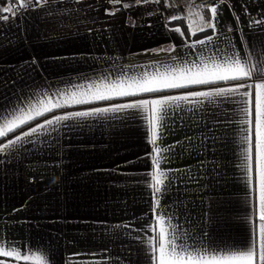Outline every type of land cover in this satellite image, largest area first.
<instances>
[{"label":"crops","instance_id":"0c3cea01","mask_svg":"<svg viewBox=\"0 0 264 264\" xmlns=\"http://www.w3.org/2000/svg\"><path fill=\"white\" fill-rule=\"evenodd\" d=\"M23 2L0 0L5 113L53 93L86 91L201 60L222 62L234 52L264 62V0H223L215 29L195 35L200 16L210 20L212 14L191 0H37L20 7ZM209 35L212 42L196 43ZM255 82L73 105L0 138V244L22 255L42 253L48 264H153L159 215L175 226L177 243L188 251L247 249L259 220L255 184H248L241 167L242 136L248 134L243 129L250 125L240 122L246 117L239 95L189 97L166 108L157 139L167 149L160 154L166 179L159 194L151 187L155 153L148 122L135 109L65 120L13 148L3 145L54 116Z\"/></svg>","mask_w":264,"mask_h":264},{"label":"snow or ice","instance_id":"6c2138e0","mask_svg":"<svg viewBox=\"0 0 264 264\" xmlns=\"http://www.w3.org/2000/svg\"><path fill=\"white\" fill-rule=\"evenodd\" d=\"M31 0H24L20 7H28ZM3 11H12L5 8ZM211 19L201 15L203 21L201 26L193 30L203 32L205 28L215 29L213 21L216 20L217 7L211 6ZM7 18V17H5ZM175 19V17H173ZM191 28V25L189 26ZM176 31H180L176 29ZM213 37L197 40L196 43L204 45L212 42ZM194 46V45H193ZM253 56L242 58L239 53L226 55L222 62L208 63L201 60L199 65L176 67L164 72L144 73L139 78L132 77L127 80H118L111 83H100L89 85L86 91H68L66 93H53V98H37L35 101H28L24 106L7 111H0V138L7 137L25 125L31 124L38 118L56 109L71 107L73 105L90 103L92 101L109 100L116 97L138 96L146 93H159L171 89L187 88L190 86L217 84L219 82L257 80L254 84H237L232 88H218L214 92H191L185 96H165L159 99H141L133 103L117 105L110 109L96 108L90 112H74L62 116H54L44 123L32 127L29 131L18 135L14 140H9L3 145V149L16 146L25 137H31L40 129L47 126L59 124L65 120H72L79 117H86L107 112H119L128 109H135L143 115L148 122L150 133L149 143L153 145L154 171L150 174L151 187L154 194L161 193V186L166 179L164 172L160 170V154L167 149H161L157 145L158 129L164 119L166 108L177 101H187L189 97H225L239 95L243 97L240 103L244 106L240 111L245 119L241 124L250 125L243 129L247 135L242 136V169L246 170L249 185L255 184L257 192L256 215L259 224L254 238L250 240L247 249L233 250L223 255H201L199 252L188 251L183 244H178L179 239L175 226L170 221H165L162 216L157 217L159 231L157 233V244L153 249V264H264V62L253 63ZM247 87L251 91L241 92L240 89ZM157 205L159 198L156 199ZM0 257L12 258L17 261L23 260L25 264H48L42 253H31L22 255L20 251L0 244ZM0 264L4 260L0 259Z\"/></svg>","mask_w":264,"mask_h":264},{"label":"built area","instance_id":"2783aa9c","mask_svg":"<svg viewBox=\"0 0 264 264\" xmlns=\"http://www.w3.org/2000/svg\"><path fill=\"white\" fill-rule=\"evenodd\" d=\"M5 2H13V1H20V0H4ZM24 1V0H21ZM37 0H31V3H34ZM149 0H141V3H147ZM193 6L201 11L209 10L211 6L220 5L223 0H191Z\"/></svg>","mask_w":264,"mask_h":264}]
</instances>
